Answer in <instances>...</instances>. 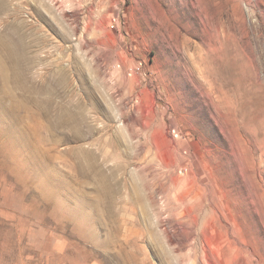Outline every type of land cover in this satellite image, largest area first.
<instances>
[{
    "label": "rangeland",
    "instance_id": "374dc122",
    "mask_svg": "<svg viewBox=\"0 0 264 264\" xmlns=\"http://www.w3.org/2000/svg\"><path fill=\"white\" fill-rule=\"evenodd\" d=\"M1 1L0 264H264V0Z\"/></svg>",
    "mask_w": 264,
    "mask_h": 264
},
{
    "label": "bare ground",
    "instance_id": "6f19581e",
    "mask_svg": "<svg viewBox=\"0 0 264 264\" xmlns=\"http://www.w3.org/2000/svg\"><path fill=\"white\" fill-rule=\"evenodd\" d=\"M3 2L0 0V6H6L5 4H2ZM3 6V7H4ZM1 9V8H0ZM1 12V11H0ZM19 30V28H17ZM15 30V29H14ZM17 31V30H16ZM20 32V30H19ZM18 40H17V45H15L14 47V51L13 54L16 56H20V54H26V43L24 42V38L21 36V34H18V32H16ZM24 35V34H23ZM174 241V240H173ZM185 241H181L180 243L182 244Z\"/></svg>",
    "mask_w": 264,
    "mask_h": 264
},
{
    "label": "built area",
    "instance_id": "2783aa9c",
    "mask_svg": "<svg viewBox=\"0 0 264 264\" xmlns=\"http://www.w3.org/2000/svg\"><path fill=\"white\" fill-rule=\"evenodd\" d=\"M139 70V69H138Z\"/></svg>",
    "mask_w": 264,
    "mask_h": 264
}]
</instances>
